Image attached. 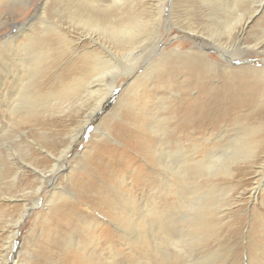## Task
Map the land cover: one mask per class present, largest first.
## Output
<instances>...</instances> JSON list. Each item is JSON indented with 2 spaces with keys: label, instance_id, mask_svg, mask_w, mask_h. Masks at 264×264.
Returning a JSON list of instances; mask_svg holds the SVG:
<instances>
[{
  "label": "bare ground",
  "instance_id": "obj_1",
  "mask_svg": "<svg viewBox=\"0 0 264 264\" xmlns=\"http://www.w3.org/2000/svg\"><path fill=\"white\" fill-rule=\"evenodd\" d=\"M47 1L43 0V6ZM74 1L79 5L76 8L79 17L71 18V23L87 32L86 38L98 45L100 55L86 51L83 58L88 61H69L60 69V74L46 79V68L41 64L47 62L43 60L48 58V45L59 43L70 55L77 54V50L71 48L73 40L64 33L63 28L40 18L39 32L33 36L27 35L26 44L13 48L17 69L13 71L12 65H9V68L10 74L16 73L15 86L8 95L0 96V104L4 106L8 118L3 125L0 123V147L4 145L7 134L11 133V126L16 127L18 137H25L26 131L18 130L37 126L39 117L43 120L46 116L74 111V125L68 129L64 141H60L59 146L48 143L50 150L46 155L51 160L44 171L34 166L36 158L32 154L29 155L32 161L27 165L32 168L31 172L38 180L37 186L32 189L33 199L29 201V209L37 206L39 192L45 181H50L49 177L55 172L64 173L70 169L65 165V159L87 127L100 115L104 103L116 89V78L132 74L134 59L143 54L146 45L151 48L157 44L161 36L165 0H156L154 11L151 12L144 6L147 0ZM214 3L216 8H223L224 18L217 20L213 8L207 14L217 20L216 28L208 30L207 40L212 44L210 50L217 51L222 48L223 54L234 65H240L238 52L252 50L264 55L263 29L260 30L261 38L252 37L251 45L243 44L246 29L256 16L259 6L263 7V0H228L224 5L215 0ZM43 9L44 7L41 11ZM147 14L149 16H146ZM186 31L192 38L201 39L195 28L192 30L186 27ZM81 39L80 37L75 42L79 43ZM121 49L125 50L123 55L118 53ZM204 61V56L196 51L191 55L175 58L168 68V61L165 59L155 61L154 65H147L138 78L136 76V79L130 80L126 88L132 90L131 95L134 94L132 86L134 87L140 77H153L152 67L156 70L163 66L165 75L158 88L173 98V118L179 121L174 131L177 146L175 151L165 148V130L158 132L153 128L159 138L155 151L158 152V164L173 172L178 178L177 183L170 184L166 181L161 190L154 192L158 196L153 198L151 203L137 201L135 204L138 190L147 184L148 174L144 164L139 159L136 160L135 156H141L142 161L147 164L152 162L154 154L150 152V140L142 133L143 130L140 128L134 132L128 129V115L121 112L118 121L108 124L106 133L99 127L94 130L96 140L90 142L91 149L85 157V170L78 172L72 168V173L65 174L70 188L77 196L76 200L69 201L63 188L58 191L54 184L51 185L53 192L46 205L48 212L53 213L52 220L57 228V235L54 244L49 239L43 240L47 247L51 244L56 247L62 242V254L58 256L60 263L92 264L93 261L99 262L97 259L105 260L103 255H107L111 258L110 264H119L117 259L122 256L120 245L124 243L128 250V264L135 254L140 255L145 264H169L171 260L176 264H200V257L197 258L194 253L199 252L200 243L207 240L216 213L220 214L219 219L224 216V210H220V202L224 199H221L220 190L214 185L201 190L199 180L203 172L207 178L229 179L228 170L231 164L240 159L255 165L258 162L257 154L264 148L261 143L255 152L250 143H244L239 130L241 139L235 138L234 142L227 146V153L211 151L203 159H199V145L192 144L185 148L181 143V140L195 137L201 125L205 123V114L212 108L221 107L226 113L232 114L240 107L253 104L257 95L255 89L261 83L260 74L264 73L253 64L243 65L233 70L228 78L222 77L218 86L212 87V75L206 72ZM0 83L2 88L4 84L2 81ZM192 92L197 93V96H192ZM122 95L125 97L122 98L125 105L129 107V102H134V96H127L124 92ZM21 111L25 113L16 121L15 116ZM109 138L120 143V146L109 144ZM55 139L58 141L56 136ZM34 146H38L35 140H27L26 145L20 147L28 152ZM5 148L12 151L11 147ZM4 150L0 149V164L7 162L8 166L6 165L5 169L0 167V181L4 183L8 180L9 185L13 187L24 174L26 167L22 161H15L10 154L7 159L4 156L6 149ZM37 150L42 149L38 146ZM46 159L43 160L48 164ZM96 177L98 180H95ZM117 178L125 184H122L124 187L120 192L127 201L125 211L117 210L113 207V202H107L105 187L99 184H107ZM262 188L264 189V179L252 188L250 195L254 197ZM12 199L13 197H8L0 190V201L12 203ZM226 205L229 206L230 203ZM27 209L26 205H23L15 216L10 217L3 209L0 210V234H7L6 241H2L0 248V264H9L8 255L16 247L15 239L28 214ZM100 217L115 225L120 234L112 230ZM179 222L186 227H177ZM67 231L80 233L85 239L82 244H78L76 250L72 249L75 246L73 244L66 246L63 238L58 235ZM185 246L189 249L186 250ZM178 255H181L179 261Z\"/></svg>",
  "mask_w": 264,
  "mask_h": 264
},
{
  "label": "rangeland",
  "instance_id": "obj_2",
  "mask_svg": "<svg viewBox=\"0 0 264 264\" xmlns=\"http://www.w3.org/2000/svg\"><path fill=\"white\" fill-rule=\"evenodd\" d=\"M155 1L147 0L145 3L144 6L147 8V11L149 10L148 12L154 11ZM227 1L219 0V3L224 5ZM214 2L215 0H165L161 36L157 44L151 48L146 45L143 54L134 59L132 74L116 78V89L108 97L106 103H104L100 115L87 127L86 132L76 142L71 153L65 159V165L70 168L69 170L67 169L68 173H72L71 171L74 169L78 172L85 170V157L91 149L89 148L91 147L90 142L96 140L94 130L99 127L103 133H106L108 124L118 121L119 114L125 112L128 115L126 120L128 129L136 132V130L141 128L140 130H143L142 133L149 138L150 152L154 154L152 162L147 164L142 161L143 158L141 156H135V158L137 157L136 160L139 159L144 164L145 171L148 173L146 176L147 184L138 190L139 196L136 195L137 200L134 201L135 204L137 201L147 204L148 202L151 203L152 199L158 196L154 192L161 190L166 181L170 184L178 182L177 176L160 166L156 159L158 152L155 150L159 138L157 133L153 131V128H156L158 132L165 130L166 140L163 143L164 147L175 151L177 138L174 136V131L177 124H179L177 118H173L175 116L172 112V96L170 97L168 94L162 93L158 88L165 75L162 69L163 66L156 70L152 67L154 72L153 77L149 75L140 77L134 84V87L132 86V89L135 91L134 94L131 95L132 90L126 88L129 81L136 76L138 78L147 65L151 64L150 66H152L155 61L165 59L168 61V65H166V68H168L169 65H172L171 61H175V58L191 55L195 51L204 56L206 72L208 75H212L210 81L212 87L218 86L222 77L228 78L233 70L243 65L253 64L264 72V55L262 53L257 54L252 50L238 52L240 65H234L223 54L222 48H218L217 51L210 50L212 44L207 40L208 30L216 28L215 24L217 20L224 18L223 8H216ZM78 6L74 0H48L45 6H43V0H2L0 2V81L4 84L2 88L0 87L1 97L8 95L15 86L14 77L16 73L10 74L11 66H9L12 65V70L16 71L17 61H15L13 48L26 44L27 35L33 36L39 32V28L41 27L40 18L63 28L64 33L68 34L69 39L73 40L71 48H76L77 50V54L70 55L59 43L48 45V58L43 60L47 62L41 64L42 67L46 68V79H51V77L60 74V69L68 64L69 61H88L83 58V53L86 51L100 55L98 45H95L86 38L87 32L83 28L75 27L71 23V18L79 17L76 12ZM42 7L44 9L41 11ZM211 8H213L214 13H216L219 19L217 18L216 20V17H209L207 15ZM258 9L255 14L256 16H254L253 21L247 27L244 34L243 44L245 43V45L252 44V37L261 38L260 30H264V0L263 7L259 6ZM146 16L149 15L147 14ZM186 27H190L192 30L195 28V31L200 33L201 39H194L189 36ZM80 37L82 38L81 41L79 43L75 42ZM100 39L102 40V38ZM106 41L110 43V41ZM262 41L264 42V37ZM118 53L123 55L125 50H118ZM53 61L58 62L53 64ZM260 76L262 77H260L262 84L260 83V86L255 89L257 95L254 98L253 104L240 107L232 113L233 115L226 113L221 107L212 108L208 111L209 113L205 114V123L201 125L202 127H200L199 132L196 133V138L191 136L189 140H181L184 147L189 148L192 144L199 145V159H203L211 151L219 150L222 154L227 153V146L232 144L235 138L241 139L242 135L244 143H250L252 148L254 147L253 150L255 152H257V148H259L261 143L264 146V73L260 74ZM123 92L127 96L131 95L132 98L134 96V102H129V107L125 105V101L122 99L125 98L122 97ZM191 94L194 97L197 96L195 92ZM73 112L67 111L63 114L46 116L43 120L39 117L38 125L33 126L34 128L25 127L18 130L26 131L24 135L27 138L26 136L18 137L16 135V127L11 126V133H6V141L0 147V149H6L4 153L6 158L10 154L15 161H22L21 163H24L23 165L26 167L23 171L24 174L19 177L15 186L11 187L8 180L4 183L0 181V190L8 197L11 196L15 199H12V203L5 200L0 201V210L3 209L5 214L10 217L15 216L23 205H26L28 208V214H26L23 223L20 225L18 236L15 239L16 247L8 255L9 264H62L58 260V256L62 254V247H60L62 242L58 243L56 247H53L52 244L50 247H47L43 240L49 239L53 243L57 235L55 234L57 228L52 220L53 213L48 212L46 203L48 197L53 192L51 188L52 184L55 185L58 191L63 188L66 192V197L71 202L75 201L77 196L73 193L69 181L65 177L67 172H55L52 177H49L50 181H45L44 186L39 192L37 206L29 209V201L33 199L32 189L37 186L38 180L31 172L32 168L28 167L27 163L32 161L29 156L32 154L36 158L35 164L33 162L32 164L38 170L42 169L44 171V168L49 166L51 159L46 155L50 150L48 143L52 142L56 146H59L60 141H64L68 129L71 128V125H74L72 123ZM24 113L25 111H21L19 115L15 116V120L18 121ZM222 114L224 117H222ZM167 119L170 120L167 121ZM7 120L4 106L0 104L1 125ZM238 130L242 135L238 134ZM55 136L59 142L55 139ZM20 139H22L21 142H19ZM27 140H35L40 149H42L40 150L41 152L37 150L38 146L32 147L28 152L22 149L20 146H25ZM17 142L22 145H18ZM108 143L120 146V143L112 138L108 139ZM4 146L11 147L12 151H7V148ZM257 157L258 162L255 165L237 159L235 163L229 166V179L221 177L207 178L203 172L199 180V184L202 187L201 190L209 189L211 185H214L220 190L221 199L228 197L225 199L226 201L222 199L223 201L220 202L222 205L220 210H224L223 218L219 219L220 214L218 215V212L214 211L216 216L214 222L210 225L207 240H203L199 245V252L194 253V256L200 257V264H264V189L262 188L258 191L254 197L250 195L252 188L264 179V148L263 151L257 154ZM43 159H46L48 164ZM6 165L8 166L7 162L5 164L1 163L0 167L5 169ZM89 177L91 178L92 176ZM120 178L114 179L107 184L99 181L101 182L99 184L105 187L107 202L111 201L114 204V208L125 211L127 201L124 194L120 193L125 184L122 183ZM95 180H98L97 177ZM227 203H230V205L227 206ZM100 219L108 224L112 230L120 234L116 230L115 225L102 217ZM177 227L186 226L179 222ZM6 235V233L0 234V248L2 241H6ZM58 235L63 238L66 246L69 244L75 245L72 247L73 250H76L78 244H82L83 240L85 241L80 233L73 231H67ZM120 247L122 256L118 257L117 262L119 264H128L129 259L126 256L128 251L127 246L122 243ZM185 247L186 250L189 249L187 246ZM180 256H177L178 261L180 260ZM103 257L105 260L97 259L101 262L93 261L92 264H110L111 258L107 255H103ZM140 257V255L135 254L134 259L132 258L134 263L131 261L129 264H145V260ZM169 264L176 263L171 260Z\"/></svg>",
  "mask_w": 264,
  "mask_h": 264
}]
</instances>
